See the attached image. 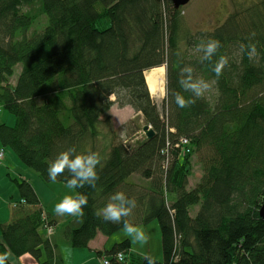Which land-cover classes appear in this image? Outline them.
I'll return each mask as SVG.
<instances>
[{
    "label": "trees",
    "instance_id": "trees-1",
    "mask_svg": "<svg viewBox=\"0 0 264 264\" xmlns=\"http://www.w3.org/2000/svg\"><path fill=\"white\" fill-rule=\"evenodd\" d=\"M183 10L171 0H0V112L16 117L14 125L0 120V146L11 147L46 182H52L49 164L70 147L101 155L95 187L75 189L88 197L83 218L62 228L73 248H88L100 232L124 229L123 219L134 226L157 219L164 259L152 257L156 264H264V0L240 3L218 27L195 33ZM39 14L48 17L42 30L33 26ZM253 31L258 60L240 50ZM210 38L221 43L213 60L229 58L218 79L197 51ZM185 65L215 91L180 108L176 92L192 97L178 83ZM165 66L163 117L146 71ZM115 104L140 113L155 134L139 137L143 129L130 119L122 136L113 124ZM181 136L189 137L191 152L173 145L165 166L163 148ZM193 156L203 173L190 186ZM67 178L65 171L56 181ZM13 180L22 200L0 224V253H30L41 261L46 252L42 264H64L42 216L54 227L57 222L29 179ZM117 191L137 202L119 224L96 215ZM131 246L125 238L97 254L111 264H148L151 256Z\"/></svg>",
    "mask_w": 264,
    "mask_h": 264
},
{
    "label": "clouds",
    "instance_id": "clouds-1",
    "mask_svg": "<svg viewBox=\"0 0 264 264\" xmlns=\"http://www.w3.org/2000/svg\"><path fill=\"white\" fill-rule=\"evenodd\" d=\"M256 33L253 31L247 39L250 41L247 46H241V52H246L249 60H258L259 52L251 40ZM221 47L219 40L210 38L201 40L197 45V51L201 52L200 61L212 64V71L218 79L229 65V58L226 55L219 56L213 60ZM194 69L191 65H185L181 70L180 79L178 81L180 87L192 93V97L186 98L180 92L175 93V103L180 108L190 107L195 103L196 98L202 97L207 92L211 84L202 77L194 78ZM167 97L165 90L164 97ZM102 167V157L98 152L89 150L86 153L77 154L75 146L60 152L57 157L48 166V178L52 182H56L57 177L62 176L65 171L70 174V178L66 180V186L69 189L83 188L85 185L95 187L96 181L99 180L97 166ZM88 204V197L82 193L75 195H66L54 206V212L57 215H70L83 218L84 208ZM137 206L135 198H129L123 191H117L110 197V201L101 209L96 211V215L106 222L119 224L123 218L129 217L133 209ZM123 227L126 232L134 237L136 241L147 242V235L142 228L134 226L128 220L123 219ZM11 253L5 251L0 253V264H7ZM148 264H156L152 257H146ZM101 264H109L107 259H103Z\"/></svg>",
    "mask_w": 264,
    "mask_h": 264
},
{
    "label": "rangeland",
    "instance_id": "rangeland-1",
    "mask_svg": "<svg viewBox=\"0 0 264 264\" xmlns=\"http://www.w3.org/2000/svg\"><path fill=\"white\" fill-rule=\"evenodd\" d=\"M249 1L250 0H191L188 4H186V6L182 7V9H184L182 12V15L186 19V21H187L186 23L189 26L188 28L190 30H192V32L195 33L198 31H209V30H213L214 28L218 27L219 24L224 22L228 18L229 14L234 12L237 9V6H239L240 3L243 4L244 2H249ZM36 7H37V5H36ZM26 8H28V7H26ZM39 15H40L39 18L36 20V22L33 26H34V29H37V27H38V28H40L39 30H42L45 28V26L48 23V17L43 15V14H39ZM20 68H21V65H18L15 69L16 72L11 79V81H13V83L15 82L14 80L17 78V75L20 72ZM157 68H159V67H157ZM157 68L150 69V70L154 71V70H157ZM160 68L162 70L161 74L163 75V79L165 76V84L164 85H165V90L167 91V85H166L167 74L165 72L166 66H165V68L164 67H160ZM146 76H148V75H146ZM163 79L158 85L162 86ZM154 81H156V80H154ZM210 84H211L210 89L207 92H205V94L207 96H212V92L215 91L213 83L211 82ZM164 93H165V91H164ZM152 96L154 97V99L157 103V107H159L161 114L163 115V117H165L167 114V111H168L167 106H166V102H165L166 98H163L164 95L162 96V95L155 93V92H152ZM40 98H42V97H40ZM112 98H113V100L116 99L115 96H112ZM40 100H42V99H40ZM126 112H128L126 114H129V115L119 116V113L116 115V116H118V117H116V119H117V123L119 124V128H117V130L119 132H121L124 136L126 134V131L123 130V127L120 125L121 121L123 122L127 118H128L127 121H129L130 119H135L137 121L136 124L140 125L141 128L146 124L144 121V118H142L140 113H135V111L133 112V111H129V110ZM3 113L10 114L14 117V120L16 119L14 114L5 111V109H2L0 112V120H2V118H3ZM121 115H124V113L121 112ZM128 116L131 118H129ZM143 133H144L143 130H141L139 132V137H141L143 135ZM0 143H1V141H0ZM5 151H6L7 155L11 154L12 156H14L17 163H20L21 166H23L25 168H29V167L25 166L24 163H22V161L20 160V157L17 156V154L15 153V151L11 147H5ZM6 159H7V157H6ZM192 159H193V162H192L193 173L189 177L190 186H194V184L199 181V179L203 173V169H201V165L199 163L197 156H193ZM4 160L2 161V163L4 162ZM2 163L0 165H2ZM0 168H3V167H0ZM30 170H31V173L35 172L33 169H30ZM13 176H14V174H13ZM10 184H12L13 187L18 189V191H19L17 183L14 180H12V182ZM4 189H5L4 194H8L9 191L11 190L10 188H5V187H4ZM62 194H63V196H65L67 194V192L63 191ZM170 198H172L171 195H170ZM11 201H14V199H12ZM57 203H59V201L55 202L54 206ZM199 207H200V204H197L191 208L190 213L192 216H195ZM137 226L143 229V231L147 235L148 239H147L146 243L139 242V241H136L134 239V237L129 235V237L131 238V242H132V247H133L132 250L137 252V253H140L143 256L144 255H150L151 257H155L157 259L163 260L164 257H163L162 235H161V229H160V225L158 223V220L154 219L153 221H151L147 224H142V225H137ZM121 231H124V232H121ZM124 233H127L126 230L121 229L120 231L115 232V234H116L115 236H121ZM62 239L64 240L63 235H62ZM123 239H125V237ZM61 244H64V242H62ZM87 249L88 248H86V250ZM71 250H73V249H71ZM30 259L31 260L30 261L27 260V262H26L25 258H22L21 260H22V263H24V264H26V263H28V264H41L39 262V260L37 258L35 259L32 255L30 256ZM79 259L80 258H77L76 260H79ZM67 261L70 264H72V260L68 255H67Z\"/></svg>",
    "mask_w": 264,
    "mask_h": 264
},
{
    "label": "crops",
    "instance_id": "crops-1",
    "mask_svg": "<svg viewBox=\"0 0 264 264\" xmlns=\"http://www.w3.org/2000/svg\"><path fill=\"white\" fill-rule=\"evenodd\" d=\"M111 109H112L111 113H112V119H113L115 130L119 128V124L117 123V119H116V117H118L116 116L118 113H119V116H126V115H129V114H126L128 113L126 111L128 110L133 111V112L135 111L133 108H131L128 105L126 107H118L117 104H115ZM121 112H123L124 115H121ZM2 120L6 121L7 124H11V125H14L15 123L14 117L6 113H3ZM127 120L128 118L124 120L123 122L121 121L120 125L123 127V125L127 122ZM122 136L124 135L122 134ZM5 156L7 157V159ZM4 157H5V160L2 163V165H0V167H3V168H0V224L2 222H8L11 219L12 212H13L12 209L14 207L13 203L22 200L20 191H18V189L13 187V185L10 183L12 182L14 177L16 178L25 177L30 180L33 187L36 189L38 197L41 199L43 206L50 213L52 219H54L57 222L56 227H55L56 233L53 235V239L59 244V249L62 252L64 264H70L67 261V255L71 258L72 264H101V260L97 254V251H100V250L105 251L107 249H111V247L115 243L121 242V240H123L124 237L129 238L131 240L128 233H124L121 236H115L116 235L115 233H113L110 236H106L100 232L94 239H92L89 242V246L87 249L88 251L86 250V248L78 249V248L71 247L69 243L65 242V240L62 239V230H63L62 228L65 225H67L69 221L73 220L77 216L57 215L54 212V204L55 202L57 201L60 202L63 199L64 197L62 194L63 191L67 192L66 195H75L76 190L67 188L66 183L64 184L59 181L46 182L44 179L39 177L37 173L35 172L31 173V170L29 168H25L21 166L20 163H17L14 156H12L11 154L7 155L6 151H5ZM4 187L11 189L8 194H4L5 193ZM12 199H14V201H11ZM121 232H124V231H121ZM1 234L2 232L0 230V238H2ZM62 242H64V244H61ZM70 248L73 250H71ZM30 256H31L30 253H25L24 255H21L19 257L11 254L10 260L13 264H24L22 263L21 259L25 258L27 262V260L29 261L31 260ZM46 257H47L46 252H44L43 256L41 257V261H46L47 259ZM77 258H80V259L76 260ZM41 261L39 262L42 264Z\"/></svg>",
    "mask_w": 264,
    "mask_h": 264
},
{
    "label": "built area",
    "instance_id": "built-area-1",
    "mask_svg": "<svg viewBox=\"0 0 264 264\" xmlns=\"http://www.w3.org/2000/svg\"><path fill=\"white\" fill-rule=\"evenodd\" d=\"M173 145H175L178 148H182V150H183L182 152H184V153L191 152V148H190L191 141H190L189 137L181 136L180 139L177 142H175V144L170 143L168 141L167 144H166V147L163 148L164 149L163 153L165 154L166 160H167L166 163H165V166H167L169 164V157H170L171 147ZM4 155H5V149H4V147L0 146V163L4 160V158H5ZM42 217H43L44 220L46 219V225H45L46 227L44 228V230H45L47 236L49 238H51L56 232L55 227L52 226L48 222L46 213L43 214ZM122 256H123L122 254H118V257L121 260H122ZM103 259H107L109 261V264H111V261H110V259H108V257H106V256L101 257L100 260L102 261Z\"/></svg>",
    "mask_w": 264,
    "mask_h": 264
},
{
    "label": "bare ground",
    "instance_id": "bare-ground-1",
    "mask_svg": "<svg viewBox=\"0 0 264 264\" xmlns=\"http://www.w3.org/2000/svg\"><path fill=\"white\" fill-rule=\"evenodd\" d=\"M161 68H157V70H147L146 71V75L147 76V81H148V84L151 88V91L152 92H155V93H158L160 95H164V91H165V76H164V79H163V75L161 74ZM156 80V81H154ZM163 79V84L162 86L158 85ZM151 83V84H150ZM163 93V94H162Z\"/></svg>",
    "mask_w": 264,
    "mask_h": 264
},
{
    "label": "water",
    "instance_id": "water-1",
    "mask_svg": "<svg viewBox=\"0 0 264 264\" xmlns=\"http://www.w3.org/2000/svg\"><path fill=\"white\" fill-rule=\"evenodd\" d=\"M171 1H172L174 8L179 9L181 7L186 6V4H188L191 0H171ZM142 129L146 135V138H148V139L155 134V130L149 124L148 125L145 124L142 127ZM260 214H261V217L264 219V200H263V203L260 207Z\"/></svg>",
    "mask_w": 264,
    "mask_h": 264
}]
</instances>
